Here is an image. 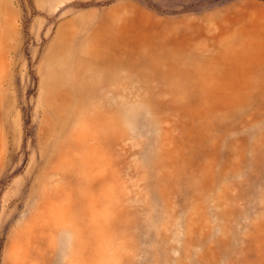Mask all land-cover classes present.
Returning <instances> with one entry per match:
<instances>
[{"label":"rangeland","instance_id":"374dc122","mask_svg":"<svg viewBox=\"0 0 264 264\" xmlns=\"http://www.w3.org/2000/svg\"><path fill=\"white\" fill-rule=\"evenodd\" d=\"M0 264H264V0H0Z\"/></svg>","mask_w":264,"mask_h":264},{"label":"bare ground","instance_id":"6f19581e","mask_svg":"<svg viewBox=\"0 0 264 264\" xmlns=\"http://www.w3.org/2000/svg\"><path fill=\"white\" fill-rule=\"evenodd\" d=\"M106 118V121L110 120L109 113H96L94 116V122L99 123Z\"/></svg>","mask_w":264,"mask_h":264}]
</instances>
